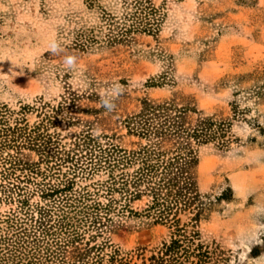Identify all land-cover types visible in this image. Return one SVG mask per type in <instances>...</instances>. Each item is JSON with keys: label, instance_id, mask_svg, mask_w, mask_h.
<instances>
[{"label": "rangeland", "instance_id": "obj_1", "mask_svg": "<svg viewBox=\"0 0 264 264\" xmlns=\"http://www.w3.org/2000/svg\"><path fill=\"white\" fill-rule=\"evenodd\" d=\"M145 101L229 122L225 151L197 146L198 216L173 206L160 220L143 193L121 199L98 229L79 224L81 202L94 198L86 202L82 187L129 179L138 167L130 158L147 143ZM0 183L48 204L49 223L67 214L80 242L98 233L90 244L101 243L103 264H264V0H0ZM42 185L56 193L44 197ZM13 195L0 193L6 256ZM174 215L187 251L168 260Z\"/></svg>", "mask_w": 264, "mask_h": 264}, {"label": "trees", "instance_id": "obj_2", "mask_svg": "<svg viewBox=\"0 0 264 264\" xmlns=\"http://www.w3.org/2000/svg\"><path fill=\"white\" fill-rule=\"evenodd\" d=\"M187 110L172 103L155 105L149 101L144 102L142 110L144 120L139 124V128L140 134L147 139V143L141 145L138 150L132 151L130 158V161L139 163L138 167L129 174V179H124L121 173L116 176L111 175L113 183L108 186L103 182H94L95 187L92 192H89L87 186L82 187L83 199L90 195L94 198L89 204L83 205L81 202V208L78 210L81 218L77 220L79 224L89 222L98 229L97 225H100L102 219H106V216L120 204L121 199L130 201L143 193L151 196L150 207L158 211L157 216L160 220H169L168 213L173 206L176 210L196 208L194 217L198 216L201 206L195 205L198 194L192 173L197 146L214 142L218 150L225 151L230 143V139L226 137L230 125L229 122L217 120L213 116L199 115L196 119L190 120ZM113 161L114 163H108L110 171L119 164V160L115 161L114 157ZM69 183L70 181H67V184ZM40 189L44 197L52 196L57 190L48 189L44 185ZM101 191L105 192L107 197L105 203L97 201L96 197ZM0 193L5 200L10 201L15 194L16 202L19 204L16 207L19 210H13L8 216V229L16 230V233L12 234L15 242V248L12 247L14 252L7 256L0 255V264H7L10 257L12 261L16 259L18 262L9 264H103L100 256L101 243L90 244V241H94L99 235L98 233L90 235V240L82 243L80 235L74 229L75 226L69 223L71 217L67 214L63 213L49 223L53 216L52 209L48 204L33 206L29 201V194L32 192L26 190L20 183L12 186L0 183ZM115 193L119 194V199L114 197ZM172 220L176 226L174 235L178 237L171 239L168 244L164 243L162 253L164 256H169L168 260L172 257L177 260L179 252H186L187 249L182 248L180 236L183 234L181 227L178 226V218L174 215ZM36 230H40L41 238L34 233ZM28 237L33 238L28 240ZM45 238L47 241H43ZM8 239L6 236L3 241ZM25 243L31 246L28 250L25 249L23 258L20 255L22 251H19L18 247L27 248ZM196 247H199V244ZM7 248L1 247L0 250ZM201 256L198 253L199 262H202ZM113 258L111 256L110 260L113 261ZM21 259L27 262H21ZM5 260L6 262L3 263ZM152 260L154 264H164L163 256H153Z\"/></svg>", "mask_w": 264, "mask_h": 264}]
</instances>
